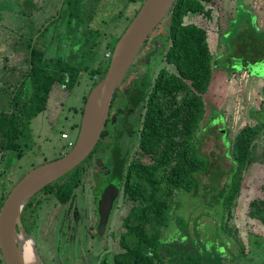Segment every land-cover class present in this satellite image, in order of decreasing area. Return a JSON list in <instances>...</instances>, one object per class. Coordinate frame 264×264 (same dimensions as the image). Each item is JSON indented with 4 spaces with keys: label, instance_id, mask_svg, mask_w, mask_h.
<instances>
[{
    "label": "rangeland",
    "instance_id": "rangeland-1",
    "mask_svg": "<svg viewBox=\"0 0 264 264\" xmlns=\"http://www.w3.org/2000/svg\"><path fill=\"white\" fill-rule=\"evenodd\" d=\"M38 1L32 3L31 7L29 0H0V110L9 107L11 103L9 97L12 93L13 96L17 95L13 111L23 127V133L17 140L18 149L0 152V169L5 163L11 165L8 178L10 181L3 182L6 185L15 183L34 167L56 160L70 150L66 147L67 140L63 139L62 135L66 134L70 140H76L77 127L80 125L81 112L86 101L84 99L87 98L92 84L96 81L94 79L97 77L96 72L102 71L106 63H109L105 59L107 50H113L112 45L122 35L144 0H139L135 4L130 3L129 0H106L97 5L93 11V21L88 27L85 25L87 17L84 18L82 15L81 19L75 21L77 25L74 23L75 32L73 34L66 33V23L57 22L52 26L56 29L54 32L49 29L39 37L37 45L45 48L47 59L50 62L60 58L71 65L82 68L83 71L78 83L71 90L52 98L47 106L48 113L41 112L27 121L22 117V107L29 102L32 91L25 84L17 94L16 86L28 70L26 39L33 37L34 32L39 31L44 24L45 19H42V13L39 12L40 1ZM203 7L209 11L207 15L188 16L183 19V24H194L206 31L208 49L215 58L225 53V47L220 44L219 37L230 31L232 21H234L233 27L237 32L233 41L239 40L244 35L253 17L255 20L252 23L256 28L259 31L264 29V0H213L211 3H203ZM30 9L35 10L31 12ZM168 20L167 14L141 48L119 87L120 95L117 101L123 93H126L140 70H143L141 65L143 56L153 52L157 43H162L165 38L163 36L167 35ZM88 29L90 32H87ZM254 54L252 51L245 58L251 62L255 58ZM241 55L242 52L237 50L233 58L240 59ZM219 62L226 64L225 58H219ZM249 68L253 71L251 75L238 66L236 67L238 71L230 77L221 69H214L209 88L202 96L204 113L197 135L199 153L208 156L216 166L224 169L232 165L229 158L231 157V144L228 145L227 142L234 140L244 127L255 125V120L248 117V111L252 108L260 109L264 104V68L261 65H249ZM161 69L177 76L175 68L163 62L156 69L155 77ZM93 71L95 74H92ZM256 72L259 76L255 75ZM186 95L187 90L174 91L170 95H163L160 92L152 101L158 114L159 129L155 132L154 140H150L149 143L157 145L158 154L156 155L168 153L169 158L163 169L156 174L154 182H157L158 190L153 197L148 196L153 190L150 185L133 178L128 181L123 180L109 225L104 233V241L109 244L105 254L106 264H146L136 249L137 241L127 233L130 228H143L141 221L133 218L134 214L141 213L138 209L146 206L143 198H148L150 202L154 198L156 202L159 200L165 203L171 199V196H166L169 190H165L166 185L163 179L176 166L183 146L187 145L184 118L187 112ZM145 105L142 117L147 111V102ZM55 106L57 107L53 111ZM114 112L115 108L111 111L112 115ZM55 120L57 123L53 122ZM222 130L225 135H222ZM251 146L250 153L253 161L242 172L243 182L241 181L234 206L225 213L223 227L229 236L222 235L221 238L224 242L230 241L229 237H231L237 243H243L239 245L243 247L245 255L254 259L256 264H264V255L252 254L247 244L249 234L264 237V130L260 132ZM150 151L148 143L141 146L139 142H135L128 155L127 163L135 162L141 168L152 167L155 153ZM98 160L99 157L95 155L84 163L82 181L74 192V199L79 198V195L87 194L92 189L94 179H97L94 175L102 168ZM126 170L127 164L124 166V173ZM135 188L140 191L139 195L135 194ZM257 211H260L261 218L256 216ZM200 213L201 210H196L195 205L187 199V194H185L183 209L178 215L188 220L190 227L196 218L200 225L213 220L205 215L200 216ZM152 224L153 221L146 224L147 231L151 230ZM203 227L204 231L208 232L209 228L204 225ZM175 234L180 236L179 228ZM220 245L221 243L218 242V246ZM222 245L226 249L223 251L218 247V253H222L224 257H228L227 250L236 252L233 244L230 243L228 247ZM37 248L39 249V245ZM127 252L129 254L125 256ZM64 253L63 264H98L99 259L104 256L98 249L84 252V249L76 244V240H73L68 247L64 246ZM49 256V259L55 261L51 249ZM244 260L242 264L248 263L246 258Z\"/></svg>",
    "mask_w": 264,
    "mask_h": 264
},
{
    "label": "trees",
    "instance_id": "trees-1",
    "mask_svg": "<svg viewBox=\"0 0 264 264\" xmlns=\"http://www.w3.org/2000/svg\"><path fill=\"white\" fill-rule=\"evenodd\" d=\"M212 1H174L168 13L169 23L166 25L167 35L163 36L165 37L162 41L163 48H158L155 53L151 52L152 54L143 57L141 61L143 70L136 75L126 94L122 95L125 100L123 109L120 112L117 111L114 117L107 119L105 129L92 154L73 171L57 182L44 187L40 192L57 194L60 200L66 203L82 181L84 163L97 154L102 162V168L94 175V178L115 181L120 187L124 179L126 181L131 178L137 179L153 188L148 195L153 197L158 190V184L154 182L156 174L163 169L169 157L168 153L156 155L158 154L157 145L149 143L150 140H154L155 132L159 129L158 114L152 101L160 92L163 95H170L174 91L187 90L185 101L187 112L184 115L187 145L183 146L176 166L163 179L166 185L165 190H169L166 196H171V199L165 203L158 199L156 202L154 198L151 202L148 198H143L146 206L138 209L141 213L133 215V218L141 221L143 228H130L127 233L137 241L136 249L146 264H241L244 258L248 261L246 264H253V259L245 255L243 247L234 238L229 237L230 241L224 242L221 236H229L223 227L225 213L229 211L239 192L242 172L253 161L250 153L251 145L264 130V104L260 109L252 108L248 111V117L255 120V125L244 127L234 140L226 141L228 145L231 144V157L229 158L232 164L227 169L216 166L208 156L199 153L197 135L204 113L202 96L207 92L213 70L221 69L230 77L238 71L236 69L238 66L241 69L244 68L248 75L253 73L249 65H261L264 68V29L259 31L256 28L252 23L255 20L253 17L244 35L239 40L233 41L237 32L233 27L234 21H232L230 31L219 37L220 44L225 47V53L215 58L208 49L206 31L194 24H183V19L188 14L207 15L209 11L204 9L203 3ZM37 33L38 31H35L34 35ZM31 41L32 38L26 39L28 70L16 86L17 94L25 84L32 91L29 102L22 107V117L27 121L41 112H47L49 110L47 106L52 98L71 90L78 83L83 71L82 68L71 65L60 58L50 62L45 49L32 46ZM114 45L115 43L111 49ZM237 50L242 52L241 58L237 56L240 59L233 58ZM252 51L255 53V58L249 62L245 56ZM219 58H225L226 64H221ZM163 62L172 65L177 76L161 69L155 77L156 69ZM107 66L108 63L102 71L96 72L98 79L92 84L91 89L103 79ZM92 74L95 72L93 71ZM255 75L259 76L257 72ZM119 92L118 89L113 97L111 109L120 95ZM9 99L11 100L9 107L0 110L2 151L17 150L19 147L17 140L23 133V127L11 108L15 107L17 95L13 96L12 93ZM146 102L147 111L142 117V109L146 106ZM222 135L225 134L222 133ZM135 142H139L141 146L145 143L149 144L150 152L155 153L152 167L141 168L135 162L127 163L128 155ZM126 164L127 170L124 173ZM134 192L136 195L140 194L136 188ZM185 194H187V199L195 205V209L201 210L200 216L205 215L213 220L200 225L196 218L190 227L188 220L178 215L183 209ZM256 216L261 218L260 211H257ZM149 221H153V224L151 230L147 231L146 224ZM203 225L209 228L208 232L204 231ZM178 228L180 236L175 234ZM249 241L252 254H259L263 251V237L249 235ZM218 242L221 243L220 246ZM230 243L235 246L236 252L227 250L228 257L218 253V247L224 251L226 248H223L222 244L228 247Z\"/></svg>",
    "mask_w": 264,
    "mask_h": 264
},
{
    "label": "water",
    "instance_id": "water-1",
    "mask_svg": "<svg viewBox=\"0 0 264 264\" xmlns=\"http://www.w3.org/2000/svg\"><path fill=\"white\" fill-rule=\"evenodd\" d=\"M174 1L142 2L138 12L115 43L103 79L91 89L86 98L74 146L60 158L30 170L14 185L3 201L0 209V251L5 264H25L16 240L22 234L29 260L32 264H44L21 226L20 213L37 192L73 171L92 154L105 129L116 91L149 36L170 12ZM159 47H163V44L157 43L154 53ZM98 161L102 165L101 160ZM120 189V185L115 181L103 189L97 210L100 225L107 223ZM15 225L20 233L15 231Z\"/></svg>",
    "mask_w": 264,
    "mask_h": 264
},
{
    "label": "flooded vegetation",
    "instance_id": "flooded-vegetation-1",
    "mask_svg": "<svg viewBox=\"0 0 264 264\" xmlns=\"http://www.w3.org/2000/svg\"><path fill=\"white\" fill-rule=\"evenodd\" d=\"M35 1L37 0H29L30 5H32V3H35ZM39 1H40L39 12L42 13L41 15L45 16L44 17L45 20L43 22L44 24L41 26L38 33L33 37H31L32 38L31 44L32 46H36V47H38L37 40L39 37H41L43 34L48 32L49 29H51L52 32L56 30L55 28H52V26L57 22H62L63 24L66 23V29H65L66 33L73 34V32H75L74 23L77 25L75 21L81 19L80 17L83 15L84 18L87 17V21L85 22V25L86 27H88L93 21L92 15L94 14L93 11H95L97 5H100L102 2H106V0H39ZM129 1L132 4H135L139 0H129ZM87 32H90V29H88ZM40 48L45 49L42 46H40ZM160 48L162 49L163 47H159V49ZM141 71L142 70H140V72ZM117 98L113 106V108H115V112L112 115L111 111L113 108L112 109L110 108L108 118L111 116L114 117L117 111L120 112L123 109L122 107L124 106L125 103L123 96H121L119 101H117ZM55 123H57V120H55ZM5 151L7 150L2 151L0 146V152H5ZM10 171H11V165H9V163H5L2 166V169H0V179L3 178L2 181H0V209L3 204V201L5 200L11 189L18 181L21 180L20 179L13 184L10 183L9 185L3 183L6 180L10 181V179H8L10 177V173H11ZM103 172L104 171H102V173ZM57 181H54L52 183H55ZM111 182L112 181H106L105 179L104 180L94 179V185L87 194L79 195L80 197L77 199H74L73 196L74 194H73L66 203H63L57 194H53V193L42 194L40 193L42 190H40L25 204V206L23 207L20 213L21 226L25 231V233L27 234V236L33 242L34 247L36 248L44 264H63V257L65 254L64 246L68 247L73 240H76V244L79 247H81V249H84V252L87 250H96V249L101 251L104 254V256L99 259L98 264L107 263V258L105 254L108 250L107 248L109 247V244L108 242L104 241V233L109 225L111 215L116 205V201L118 197L113 203L111 213L109 215L106 224H102V225L99 224L100 219L97 210H98V201L101 197V193L103 189ZM15 231L17 232L20 231L17 225H15ZM249 235H248L247 244L250 249ZM36 243L37 245H39V249L37 248ZM40 249L41 251H39ZM50 249L54 254L55 261L49 259ZM40 252L42 253L40 254ZM128 254L129 253L127 252L125 256ZM259 254L264 255V247H263V251H261ZM0 264H5L2 258L1 251H0ZM253 264H256L254 259H253Z\"/></svg>",
    "mask_w": 264,
    "mask_h": 264
},
{
    "label": "bare ground",
    "instance_id": "bare-ground-1",
    "mask_svg": "<svg viewBox=\"0 0 264 264\" xmlns=\"http://www.w3.org/2000/svg\"><path fill=\"white\" fill-rule=\"evenodd\" d=\"M16 240L20 245V253H21V255L25 261V264H32V262L29 260V258L27 256L26 249L24 248L26 242H25V239L23 237V234H22V236L18 237ZM23 249H24L25 253H24Z\"/></svg>",
    "mask_w": 264,
    "mask_h": 264
},
{
    "label": "built area",
    "instance_id": "built-area-1",
    "mask_svg": "<svg viewBox=\"0 0 264 264\" xmlns=\"http://www.w3.org/2000/svg\"><path fill=\"white\" fill-rule=\"evenodd\" d=\"M110 57H111V51L108 50L106 52V54H105V59L109 61L110 60ZM94 79L97 80L98 77H95ZM62 138L65 139V140H67L68 139V136L66 134H63L62 135ZM75 141H76L75 139L74 140H67L66 147L68 149H71L74 146Z\"/></svg>",
    "mask_w": 264,
    "mask_h": 264
},
{
    "label": "crops",
    "instance_id": "crops-1",
    "mask_svg": "<svg viewBox=\"0 0 264 264\" xmlns=\"http://www.w3.org/2000/svg\"><path fill=\"white\" fill-rule=\"evenodd\" d=\"M31 7H32V5H31ZM34 10H35V9H30L31 12L34 11ZM191 15L194 16V14H188V15H186V16L184 17V19L187 18L188 16H191ZM44 17H45V16L42 15V19H43ZM31 26H32V25H31ZM32 27H33V26H32ZM33 28H34V27H33ZM107 51H108V50H107ZM211 80H212V79H211ZM209 85H210V84H209ZM208 88H209V87H208ZM207 90H208V89H207ZM67 136H68V135H67ZM67 140H70V139H69V136H68V139H67ZM66 143H67V142H66ZM251 163H252V162H251ZM251 163H250V164H251ZM250 164H248V165L246 166V168H247ZM246 168H245V169H246ZM241 181H242V179H240L239 190H240V187H241ZM242 182H243V181H242ZM238 193H239V192H238ZM236 199H237V198H235L234 200L236 201ZM235 201H233V204H232L231 207L234 206ZM256 201H258V200H256ZM252 202H253V201H251V203H252ZM251 203L249 204V207H250ZM231 207H230V208H231ZM239 244H240V245H243V243H239ZM241 247H242V246H241Z\"/></svg>",
    "mask_w": 264,
    "mask_h": 264
}]
</instances>
